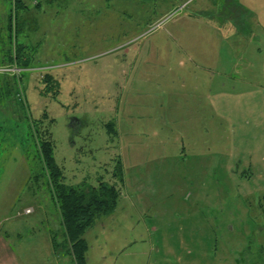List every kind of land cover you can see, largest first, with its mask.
I'll list each match as a JSON object with an SVG mask.
<instances>
[{
	"label": "rangeland",
	"instance_id": "rangeland-1",
	"mask_svg": "<svg viewBox=\"0 0 264 264\" xmlns=\"http://www.w3.org/2000/svg\"><path fill=\"white\" fill-rule=\"evenodd\" d=\"M262 6L264 0H0V210L17 217L30 208L56 254L71 255L55 183L40 155L37 137L45 132L60 182L96 191L102 180L119 192L115 209L84 230L86 264H264L261 93L245 95L259 99L261 118L250 121L261 125L255 133H243L229 113L253 106L240 102L243 95L235 107L231 97L228 121L198 104V124L193 104L161 102L159 86L178 73L179 57L154 51L184 48L187 35L175 31L195 23L179 18L197 13L220 39L214 49L220 59L204 56V63H226L241 89L232 71L246 59L221 40L259 47L251 33ZM206 28L200 26L199 40L209 46L215 39ZM182 56L181 66L194 65ZM210 118L211 133H187ZM118 162L122 182L114 175Z\"/></svg>",
	"mask_w": 264,
	"mask_h": 264
},
{
	"label": "crops",
	"instance_id": "crops-1",
	"mask_svg": "<svg viewBox=\"0 0 264 264\" xmlns=\"http://www.w3.org/2000/svg\"><path fill=\"white\" fill-rule=\"evenodd\" d=\"M258 6L261 8L260 5ZM243 7L246 6L243 5ZM258 11H256V13ZM261 11H259L258 16L256 14V16L253 17L257 24L259 22L264 24V15H262L264 12ZM179 19L185 24L187 21L195 23L193 27H179V30L175 31L177 36H182L184 33L187 35V45L184 43V48L180 46L177 48V50H170V48H153L154 51H159V54L170 56V52H172V56H175V58L179 57L177 60L178 63L175 66L178 67V73H174L172 75L173 79L172 77L171 79L163 78L161 81L159 86L160 91H158L161 102H170L173 104H193V106H191L190 113L194 115L192 117L194 119L196 118L198 124L203 121L197 116V113L202 114V112H199L197 109L198 104H204L205 107L209 108L211 113L210 116L215 110L222 118L227 119V121L229 120L230 116H227V114L234 113L236 117H239L238 125H241L240 129L243 133H255L258 128L260 129L261 125L250 124V121L252 118H261V116L255 117L260 113L258 105L259 99L256 98L255 101L254 96H249L246 98L245 95L251 92L259 91L262 96L260 101L261 103H264V59L261 61L259 60L261 55H264V37H262L264 36V27H260L262 29L260 30L256 27L255 22V26L254 29H252L251 34L253 42L256 41L259 47L254 46L255 49L252 51L250 50V46L247 45V43L245 44V47L237 49L239 47L228 46L230 42L228 41L227 37L225 39L222 38L221 40V44L229 47L231 55L234 56L237 53H242V57L246 59V63L243 67L238 68V71L233 68L232 71V73L238 74V76H236L237 78L240 76V84L244 83L243 88L237 89L238 81L235 79L231 80L232 78H230L229 67L226 65V63H223L224 65L218 63V61L216 64L213 63V65H206L204 63V61L207 59H209V62L214 60V58L215 60L220 59L218 57L219 53L217 51L214 55L215 45H220V39L217 37L215 39V36L218 33L216 32L215 34L210 30L211 28L209 22L211 21L204 19L197 13L182 14ZM201 25L204 26V29L207 27L211 31V33L208 31V37H211L212 33L214 34L212 36L215 41L211 40V44L209 46H207V43L205 42L203 45V43L199 40L200 36L202 37V34H200ZM213 28H217L216 30H218V27ZM205 36H207V31L204 33V38H206ZM219 36L221 38L222 35L219 34ZM194 41H198V46L196 48ZM179 42L181 44L180 38ZM183 53L188 54L189 58H191L192 62H194V65H189V69H186V65L181 66ZM204 56L207 59H205ZM182 67H185L184 70L181 69ZM172 72L173 69L171 68L169 74L171 75ZM161 75L162 73H159L154 75V77H160ZM165 84L167 88L164 86ZM232 96L235 98V100L232 101L233 104L235 103L234 107L237 105L236 103H239V100H241L239 97H242L240 102L251 103L253 106L248 109L247 112H245L244 109H239L238 106H236V109L234 108V112L231 111L229 113H225L226 111L224 110H230L229 101L231 100ZM177 107H179V110H183L180 105ZM182 115L180 116L182 117ZM262 118H264V115H262ZM245 120L247 122H245ZM211 122L212 121L210 118L208 120V125L202 126L197 131L192 129L187 133L191 132V135L195 134L202 138L207 132L208 134L212 132L213 125ZM179 132L182 131L179 130ZM125 180L126 179H124L123 175V181ZM26 209L30 208L19 210L17 212L19 216L17 217H11L12 211L10 209L4 211L0 210V264H75L72 253L71 255L69 252L68 255H65L67 253L56 254L52 243V236H50L46 230H42L37 227L36 223L38 222L36 217L31 216L33 215L31 211L29 212V214H31L28 215L27 212H25Z\"/></svg>",
	"mask_w": 264,
	"mask_h": 264
},
{
	"label": "trees",
	"instance_id": "trees-1",
	"mask_svg": "<svg viewBox=\"0 0 264 264\" xmlns=\"http://www.w3.org/2000/svg\"><path fill=\"white\" fill-rule=\"evenodd\" d=\"M14 26L19 31L20 21L18 18L15 20ZM8 29L10 32L11 25L8 26ZM43 81L49 91L55 92L57 86L52 83L54 79L51 75L46 74L45 78L43 76ZM44 117L45 115H43ZM41 133L37 137L40 142V155L53 177V183H55L53 194L63 219L61 227L64 230L65 242L70 245L74 263L86 264L87 246L83 239L84 230L94 222L95 218L109 214L115 209L119 200V192L116 184L109 186L108 182L102 180L99 181L96 191L90 190V188L79 191L72 185L60 182L59 178L63 175L60 167L54 161L52 141L48 133ZM114 175L120 182L123 181L122 166L119 162L115 167Z\"/></svg>",
	"mask_w": 264,
	"mask_h": 264
},
{
	"label": "built area",
	"instance_id": "built-area-1",
	"mask_svg": "<svg viewBox=\"0 0 264 264\" xmlns=\"http://www.w3.org/2000/svg\"><path fill=\"white\" fill-rule=\"evenodd\" d=\"M29 210L27 209L26 212H28Z\"/></svg>",
	"mask_w": 264,
	"mask_h": 264
},
{
	"label": "flooded vegetation",
	"instance_id": "flooded-vegetation-1",
	"mask_svg": "<svg viewBox=\"0 0 264 264\" xmlns=\"http://www.w3.org/2000/svg\"><path fill=\"white\" fill-rule=\"evenodd\" d=\"M20 23H21V21H20Z\"/></svg>",
	"mask_w": 264,
	"mask_h": 264
}]
</instances>
